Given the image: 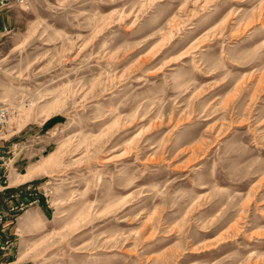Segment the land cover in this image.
Segmentation results:
<instances>
[{
	"label": "rangeland",
	"instance_id": "374dc122",
	"mask_svg": "<svg viewBox=\"0 0 264 264\" xmlns=\"http://www.w3.org/2000/svg\"><path fill=\"white\" fill-rule=\"evenodd\" d=\"M0 38L29 264H264V0H25ZM6 12V11H4ZM18 166V167H17Z\"/></svg>",
	"mask_w": 264,
	"mask_h": 264
},
{
	"label": "built area",
	"instance_id": "2783aa9c",
	"mask_svg": "<svg viewBox=\"0 0 264 264\" xmlns=\"http://www.w3.org/2000/svg\"><path fill=\"white\" fill-rule=\"evenodd\" d=\"M25 0H0V13L15 7H20ZM10 121V109L4 104H0V141H7L2 137ZM18 145L11 143L7 147H0V187L4 190H12L6 198L5 209H0V250H5L8 241L3 242V236L10 224L18 219V214L27 208L37 206L41 200L40 192L27 183L10 187L12 170L18 156Z\"/></svg>",
	"mask_w": 264,
	"mask_h": 264
},
{
	"label": "crops",
	"instance_id": "0c3cea01",
	"mask_svg": "<svg viewBox=\"0 0 264 264\" xmlns=\"http://www.w3.org/2000/svg\"><path fill=\"white\" fill-rule=\"evenodd\" d=\"M6 11L0 13V38L4 37V35H8L13 31L14 28H16V19L17 15L14 11ZM11 144V141H0V147H7ZM18 167V166H17ZM17 186L10 184V187ZM12 190H4L0 187V209H5L4 202L6 198L8 197L9 193ZM18 219H16L15 222L10 224L8 227V230L3 236V242L8 241V246L5 248V250H0V264H29V259L20 258L19 253L17 251V245H18Z\"/></svg>",
	"mask_w": 264,
	"mask_h": 264
},
{
	"label": "bare ground",
	"instance_id": "6f19581e",
	"mask_svg": "<svg viewBox=\"0 0 264 264\" xmlns=\"http://www.w3.org/2000/svg\"><path fill=\"white\" fill-rule=\"evenodd\" d=\"M34 220H35L34 213L32 211L31 212L29 211L21 216V218L19 219V223L26 224V223H31Z\"/></svg>",
	"mask_w": 264,
	"mask_h": 264
}]
</instances>
